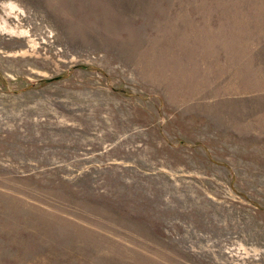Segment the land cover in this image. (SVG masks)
I'll use <instances>...</instances> for the list:
<instances>
[{"label":"rangeland","instance_id":"1","mask_svg":"<svg viewBox=\"0 0 264 264\" xmlns=\"http://www.w3.org/2000/svg\"><path fill=\"white\" fill-rule=\"evenodd\" d=\"M0 264H264V0H0Z\"/></svg>","mask_w":264,"mask_h":264}]
</instances>
